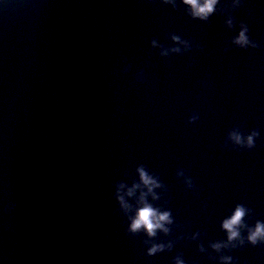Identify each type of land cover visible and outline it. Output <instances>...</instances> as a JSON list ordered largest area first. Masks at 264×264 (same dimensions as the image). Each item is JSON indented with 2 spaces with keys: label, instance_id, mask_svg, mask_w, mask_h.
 <instances>
[{
  "label": "water",
  "instance_id": "water-1",
  "mask_svg": "<svg viewBox=\"0 0 264 264\" xmlns=\"http://www.w3.org/2000/svg\"><path fill=\"white\" fill-rule=\"evenodd\" d=\"M258 224L264 0H0V264H264Z\"/></svg>",
  "mask_w": 264,
  "mask_h": 264
},
{
  "label": "clouds",
  "instance_id": "clouds-1",
  "mask_svg": "<svg viewBox=\"0 0 264 264\" xmlns=\"http://www.w3.org/2000/svg\"><path fill=\"white\" fill-rule=\"evenodd\" d=\"M185 4L191 6L193 9V14L201 18H207L214 10L218 3V0H184ZM178 39V38H175ZM237 44L246 45L248 43L247 37L244 32H241L240 36L236 40ZM237 142H239V137H235ZM249 143L251 144V138H249ZM140 177L143 185L148 188L149 192H153L155 187H159L158 183L150 177L142 168L139 169ZM135 187H139L138 185ZM134 194V189L128 191V195L132 196ZM121 203L124 204V199L120 197ZM126 206V205H125ZM245 215V209L243 207H238L231 219L226 220L223 227L229 233V240H234L238 238V226L241 225L242 219ZM166 223H171L170 214L167 212L160 213L154 209L151 205L145 203L144 207L140 208L134 218L131 230L139 231L144 229L147 231L149 236H154L157 230L167 231L165 228ZM249 239L252 243H256L258 239H264V224H258L255 231H253ZM214 247L219 248L220 245H215ZM158 249L153 247L151 253L156 252Z\"/></svg>",
  "mask_w": 264,
  "mask_h": 264
}]
</instances>
